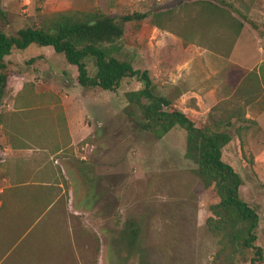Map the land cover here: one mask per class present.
I'll return each mask as SVG.
<instances>
[{"label":"rangeland","instance_id":"374dc122","mask_svg":"<svg viewBox=\"0 0 264 264\" xmlns=\"http://www.w3.org/2000/svg\"><path fill=\"white\" fill-rule=\"evenodd\" d=\"M181 1L123 0L110 7L108 0L55 5L54 0H0V30L13 34L37 25L41 14L55 9H99L117 18L171 4L176 8ZM246 15L257 27L243 21L228 54L234 62L257 67L264 60V0H257ZM141 20L152 28L149 16ZM137 21L125 23L116 56L146 69L155 91L168 96L195 125L213 126L226 113L227 98L220 73L210 72L213 60L201 56L216 53L208 47L218 39L228 43L232 35L212 29L183 45V53L157 30L132 37ZM4 59L9 75L0 96V122L10 126L11 141L21 150L5 152L0 143V191L22 180H42L53 185L54 201L28 242L14 254L0 255V264H221V244L205 225L208 206L217 196L189 172L184 129L174 126L155 138L127 116L124 93L140 86L135 78L123 77L112 90L84 88L61 55L34 44L12 50ZM85 63L93 75V59L87 57ZM172 66H179L181 84L168 78ZM243 111L258 128L251 136L246 133L240 149L228 127L231 141L222 147L221 159L239 173V195L257 211V243L264 254V93ZM7 200L0 213L25 215L32 208L15 209L12 198ZM129 221L137 228L132 249L124 244ZM246 259H239L240 264Z\"/></svg>","mask_w":264,"mask_h":264},{"label":"trees","instance_id":"16d2710c","mask_svg":"<svg viewBox=\"0 0 264 264\" xmlns=\"http://www.w3.org/2000/svg\"><path fill=\"white\" fill-rule=\"evenodd\" d=\"M256 1L235 0L237 4H234L229 0H183L176 8H158L148 13L134 11L117 18L99 9L67 8L43 13L37 25L20 27L13 34L0 30V96L9 75L8 61L4 56L30 44L50 47L61 55L65 63L74 67L76 82L84 88L112 90L123 77L135 78L140 86L124 93L127 116L139 129L151 132L155 138L162 137L174 126L184 129V157L192 163L189 172L202 188L211 187L217 196V201L208 206L205 225L221 244L219 250L223 257L220 263L240 264L239 259H246V251L249 253L246 264H262L264 254L256 235L257 211L240 197L242 178L221 159V150L231 141L228 127L233 128L240 149L246 133L251 136L258 128L254 119L244 116L243 108L264 93V60L250 70L230 63L221 71L227 98L226 113L209 126L195 125L184 112L172 106L168 96L156 92L146 69L134 68L128 60L116 56L124 23L146 16L156 28L170 29L190 43H194L195 36L204 38L212 29L227 31L232 40L225 43L226 40L218 39L208 49L228 55L243 21L256 29V24L246 15ZM177 13L180 16L175 20ZM87 57L93 59V75L87 73ZM52 189L53 185L42 180H22L2 188L0 211L6 207L8 197L12 198L15 209H23L25 205L32 208L25 215L0 213L1 258L16 253L28 242L44 211L53 204ZM125 229L124 244L132 249L137 228L129 221ZM144 264L147 263L144 261Z\"/></svg>","mask_w":264,"mask_h":264},{"label":"crops","instance_id":"0c3cea01","mask_svg":"<svg viewBox=\"0 0 264 264\" xmlns=\"http://www.w3.org/2000/svg\"><path fill=\"white\" fill-rule=\"evenodd\" d=\"M39 1H42V0H39ZM61 1H63V0H54V5L57 4V3H59V2H61ZM68 1H70V0H68ZM86 1H88V2L93 1L95 4L98 2V0H86ZM122 1L123 0H108L110 7H112L114 4L119 3V2H122ZM167 2H171V0H167ZM170 6H173V4H171V5L167 6V7H170ZM167 7H163V8H167ZM64 9H67V8H64ZM58 10H62V9H58ZM52 11H54V10H52ZM110 16H112V15H110ZM131 20H135V19H131ZM131 20H129V21H131ZM139 20L140 21H137V20L136 21L138 22V24L140 26L134 28L135 30L132 31V34H131L132 37H134V34L139 36L140 33H142V34L144 33L146 35L149 31H151V29L153 31H156L157 30V32H158V34L160 36H162L163 38H167L172 43L173 49H175L176 51L178 50L179 52H183V53L186 52L187 49L183 45H185L186 43H189V42H187V41L181 39L179 36L175 35L170 29L161 30V29L156 28L152 24H151V27L152 28H150L149 26H147L145 28V25H147V24L145 22H143L141 19H139ZM129 21H127V22H129ZM125 23H124V30H123L122 37L125 35ZM132 24H134V23H132ZM244 25L245 24L243 22L242 28H244ZM242 28H241V31H242ZM240 35H241V32H239V36ZM202 50H204V49L202 48ZM203 56H206V57L212 59L213 62H214V64H215L213 66V68L210 69V72L211 73L219 72L220 75H221V71L227 65H229L230 63H234V64L238 65L239 67H242V68L247 69V70H250V69H252V68L255 67V64H252L251 65V64H244L245 62H243V63H241V62L240 63L234 62L230 58L229 54L228 55H223V54L211 53V55L207 54V55H202L201 57H203ZM201 57H199V59L202 60ZM256 58H254V59H256ZM252 59L253 58L251 57V59L250 60H247L246 62L249 61V63H250L252 61ZM179 66H175V67L172 66L171 67V70L168 71V73H169L168 78L170 80H172L174 83H177V84H181V82L178 81V77L176 78V76L178 74L177 71H178ZM204 78H207V75H205ZM220 79L223 82V77L222 76L220 77ZM69 130H70L69 125H67V132H68V134H70V131ZM12 131L13 130H11L10 126L7 125V122H2V121L0 122V143H3V150L5 152L8 151V150L11 151V152L12 151H19V150H21V148L18 145H16L15 143H13L11 141V139H13V132Z\"/></svg>","mask_w":264,"mask_h":264}]
</instances>
